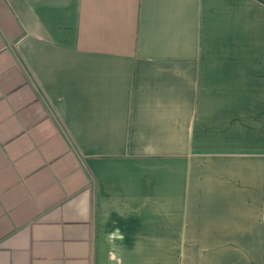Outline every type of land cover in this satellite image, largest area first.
<instances>
[{"label": "crops", "instance_id": "0c3cea01", "mask_svg": "<svg viewBox=\"0 0 264 264\" xmlns=\"http://www.w3.org/2000/svg\"><path fill=\"white\" fill-rule=\"evenodd\" d=\"M0 264H264V0H0Z\"/></svg>", "mask_w": 264, "mask_h": 264}]
</instances>
